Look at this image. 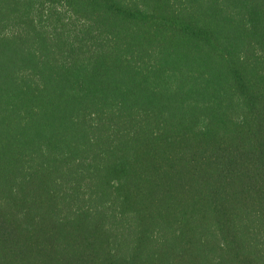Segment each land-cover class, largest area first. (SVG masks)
<instances>
[{
    "label": "trees",
    "instance_id": "trees-1",
    "mask_svg": "<svg viewBox=\"0 0 264 264\" xmlns=\"http://www.w3.org/2000/svg\"><path fill=\"white\" fill-rule=\"evenodd\" d=\"M0 264H264V0H0Z\"/></svg>",
    "mask_w": 264,
    "mask_h": 264
}]
</instances>
